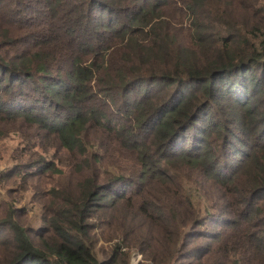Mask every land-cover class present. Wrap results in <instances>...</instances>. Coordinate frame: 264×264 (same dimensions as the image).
Listing matches in <instances>:
<instances>
[{"label": "trees", "instance_id": "obj_1", "mask_svg": "<svg viewBox=\"0 0 264 264\" xmlns=\"http://www.w3.org/2000/svg\"><path fill=\"white\" fill-rule=\"evenodd\" d=\"M8 153L0 264H264V0H0Z\"/></svg>", "mask_w": 264, "mask_h": 264}, {"label": "rangeland", "instance_id": "obj_2", "mask_svg": "<svg viewBox=\"0 0 264 264\" xmlns=\"http://www.w3.org/2000/svg\"><path fill=\"white\" fill-rule=\"evenodd\" d=\"M16 140V139H14ZM8 146H15V141H8ZM10 153L8 154H4L3 157L1 158L0 157V172L2 170H5L7 169V166L8 165H11V159L9 156ZM56 184H58L59 186H62V187H65V186H68L70 185V187L73 189V185H72V180L71 181H67V178L66 177H63V178H57L55 180ZM67 182H68V185H67ZM47 190L45 192L49 193L51 190H52V187H53V183L50 181V182H47ZM39 190H42V189H38ZM33 191L31 192H28L25 194V197H24V200H23V204L21 207H28V218L32 221V224L35 228L39 227L42 220H41V217H42V210H43V206L41 204H36L34 205L33 203H30L31 200V196L33 195ZM143 260V257L141 254H139V252L136 254L135 256V259H134V263L133 264H138V262L142 261Z\"/></svg>", "mask_w": 264, "mask_h": 264}]
</instances>
